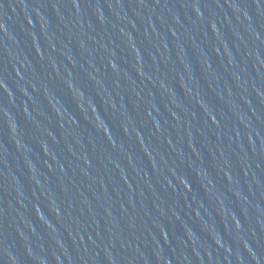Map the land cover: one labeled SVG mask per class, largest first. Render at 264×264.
<instances>
[{
	"label": "water",
	"instance_id": "water-1",
	"mask_svg": "<svg viewBox=\"0 0 264 264\" xmlns=\"http://www.w3.org/2000/svg\"><path fill=\"white\" fill-rule=\"evenodd\" d=\"M0 264H264V0H0Z\"/></svg>",
	"mask_w": 264,
	"mask_h": 264
}]
</instances>
